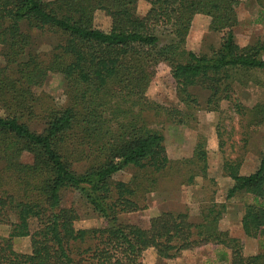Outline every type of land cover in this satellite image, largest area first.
I'll return each instance as SVG.
<instances>
[{
	"label": "trees",
	"instance_id": "1",
	"mask_svg": "<svg viewBox=\"0 0 264 264\" xmlns=\"http://www.w3.org/2000/svg\"><path fill=\"white\" fill-rule=\"evenodd\" d=\"M0 0V264H141L152 249L160 260L212 243L229 249L228 264H264V251L245 256L240 240L219 228L223 202L201 204L196 221L182 211L165 210L147 227L119 221L117 215L145 207L144 195L174 167L181 183L205 177L206 139L197 136L189 158L171 161L164 136L152 126L160 118L187 123L196 109L218 110L226 100L248 132L264 121L262 100L239 101V88L264 73V39L239 45L232 29L238 24L239 0ZM264 16V0H253ZM110 19L108 30L94 26V12ZM196 14L209 17V29L223 32L211 54L181 48ZM163 26L175 40L161 43ZM56 41L47 51L36 48V35ZM169 67L183 108L169 109L145 92L155 66ZM49 73L64 82V99L56 103L40 87ZM194 89L208 96L202 105ZM156 120V121H155ZM241 121V120H240ZM217 129L223 173L232 180L226 199L245 193L240 224L247 237L264 233V150L257 168L241 174V156L226 152ZM244 136V137H243ZM233 147V144L231 145ZM133 167L128 182L112 176ZM74 192L108 219L102 227L76 228L78 212L63 197ZM30 239V251L18 252L13 239ZM264 246V244H263Z\"/></svg>",
	"mask_w": 264,
	"mask_h": 264
},
{
	"label": "rangeland",
	"instance_id": "2",
	"mask_svg": "<svg viewBox=\"0 0 264 264\" xmlns=\"http://www.w3.org/2000/svg\"><path fill=\"white\" fill-rule=\"evenodd\" d=\"M148 9L144 0H139L135 11L143 15ZM238 24L232 29L234 40L241 46L253 43L256 39H264V16L260 15V9L253 0H239L237 6ZM94 26L108 30L110 19L102 11L94 12ZM209 17L202 14L193 16L188 32L181 48L196 54H211L216 48L223 32L211 31L208 27ZM160 36V42L165 43L175 40L174 36L163 26L156 29ZM36 48L39 51H47L55 43L56 38L49 33L36 35ZM264 58V54H263ZM253 80L260 79L264 82V73L251 71ZM36 93H44L56 103H62L64 99V82L58 73H49L43 84L35 89ZM204 106L208 92L194 89ZM263 87L249 81L245 87L239 88L238 98L245 106H252L263 98ZM148 99L169 109H181L183 105L176 96L175 84L170 75L166 63L160 62L155 66L154 76L150 81L146 92ZM1 112V111H0ZM187 123H177L160 118L152 126L164 136V145L171 161L175 162L183 158H189L192 154L194 143L198 135L206 139L208 169L205 177L197 175L192 183H181L174 173V167L168 170L167 175L159 178L158 188L145 193V207L136 211L124 212L117 215L119 221L130 222L141 227H147L152 216L165 210L175 212L182 211L189 215L192 221H196L201 204L209 201L223 202L226 210L219 219V228L227 230L229 234L240 240L245 256L264 251V233L258 238L247 237L241 228L240 219L243 205L250 201L245 193H239L230 199L225 195L232 184V180L223 173L222 151L219 149L217 129L223 131L226 138V152L231 156H241V174H249L254 171L260 161L264 150V121L255 131L248 132L245 146H243L241 127L244 121L240 119L226 100L219 101L218 110H209L206 107L196 109ZM241 120V121H240ZM156 121V120H155ZM242 123V124H241ZM244 137V136H243ZM233 144V147L231 146ZM134 168L129 166L113 174V180L128 182L132 179ZM66 204H73L78 212V219L74 225L76 228L102 227L109 224L108 219L95 212L85 200L74 192H67L63 197ZM7 233L6 226H0V236ZM13 248L18 252L30 251V239L16 237L13 239ZM221 252L229 257V249L212 243L201 244L182 251L176 258L160 260L152 249H147L140 257L141 264H228V260L221 258Z\"/></svg>",
	"mask_w": 264,
	"mask_h": 264
}]
</instances>
